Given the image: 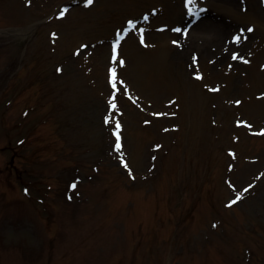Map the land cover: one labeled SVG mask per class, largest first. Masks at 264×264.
Masks as SVG:
<instances>
[{"label":"rangeland","instance_id":"obj_1","mask_svg":"<svg viewBox=\"0 0 264 264\" xmlns=\"http://www.w3.org/2000/svg\"><path fill=\"white\" fill-rule=\"evenodd\" d=\"M196 4L0 0V264H264V0ZM206 13L209 68L175 46Z\"/></svg>","mask_w":264,"mask_h":264},{"label":"bare ground","instance_id":"obj_2","mask_svg":"<svg viewBox=\"0 0 264 264\" xmlns=\"http://www.w3.org/2000/svg\"><path fill=\"white\" fill-rule=\"evenodd\" d=\"M205 16V22L195 23L188 32L180 34L178 38H181V41L175 46L179 48L182 60L209 68L220 55L229 54L236 32L225 19L214 18L209 13ZM162 38L164 39V36ZM171 45L164 40L156 44V48L168 49L172 48Z\"/></svg>","mask_w":264,"mask_h":264},{"label":"trees","instance_id":"obj_3","mask_svg":"<svg viewBox=\"0 0 264 264\" xmlns=\"http://www.w3.org/2000/svg\"><path fill=\"white\" fill-rule=\"evenodd\" d=\"M37 90H42V89L39 88ZM30 91H34V90H30ZM25 92H26V90H22L20 93L25 94ZM22 94H18L17 96H15V100L22 97L23 96ZM42 95H43V92L42 93L40 92V95H39V93L37 94L36 90H35V92L32 95H30V99H32V98L34 99L33 101H30L31 102L30 106L38 103L40 100L44 101L45 97H43ZM60 140H61L60 138L59 139L56 138V139L50 141V137L40 136L36 139V142H38V144H39V146H37V151H39L43 156L54 154L53 152L56 153L58 150H60L62 147H64V144H62V142H59ZM56 143H59V146H55Z\"/></svg>","mask_w":264,"mask_h":264},{"label":"snow or ice","instance_id":"obj_4","mask_svg":"<svg viewBox=\"0 0 264 264\" xmlns=\"http://www.w3.org/2000/svg\"><path fill=\"white\" fill-rule=\"evenodd\" d=\"M93 2V0H86V3L91 4ZM187 4H188V9H189V14H195V15H199V12L197 11L198 9V5L196 4V0H187ZM68 11L67 8L64 9V12L61 13V15L63 16L64 13H66ZM145 19H147V17H145ZM129 24H132L133 26L135 25V21H129ZM176 31H181V29H176ZM186 34V33H185ZM55 35V34H54ZM141 39L143 40V36L141 37ZM234 39H236L237 41H239L240 37L236 36L234 37ZM174 43H176L174 41ZM116 44H119V41H116ZM242 59V57H240ZM118 63L123 64L124 61L121 59L118 61ZM112 82H113V86H116V82H117V73H116V69H112ZM120 83L123 84L124 81L120 80ZM237 103H239V101H237ZM116 105L114 104L113 107H115ZM116 134L117 136H119V122L117 121V128H116ZM119 147V145H118ZM127 167V164L125 165ZM237 199H239V196L237 197Z\"/></svg>","mask_w":264,"mask_h":264}]
</instances>
